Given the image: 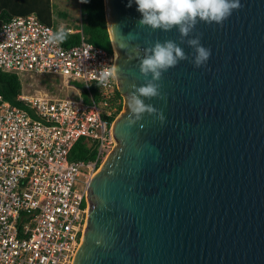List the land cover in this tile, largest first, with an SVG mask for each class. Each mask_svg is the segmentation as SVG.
<instances>
[{"label":"water","instance_id":"1","mask_svg":"<svg viewBox=\"0 0 264 264\" xmlns=\"http://www.w3.org/2000/svg\"><path fill=\"white\" fill-rule=\"evenodd\" d=\"M104 4L124 112L89 180L73 264H264V0L197 22L190 35L211 48L201 67L175 28L141 25L128 0ZM169 39L189 59L163 73V98L146 100L166 119L146 112L129 126L130 85L145 82L136 53Z\"/></svg>","mask_w":264,"mask_h":264},{"label":"built area","instance_id":"2","mask_svg":"<svg viewBox=\"0 0 264 264\" xmlns=\"http://www.w3.org/2000/svg\"><path fill=\"white\" fill-rule=\"evenodd\" d=\"M55 30L35 14L0 28L2 70L61 76L68 94L22 93L27 108L0 94V264H73L89 180L115 144L109 117L120 102L116 75L99 82L100 72L113 71L115 53L89 43L77 28L67 31L82 33L79 44L48 43ZM82 139L93 156L72 159Z\"/></svg>","mask_w":264,"mask_h":264},{"label":"clouds","instance_id":"3","mask_svg":"<svg viewBox=\"0 0 264 264\" xmlns=\"http://www.w3.org/2000/svg\"><path fill=\"white\" fill-rule=\"evenodd\" d=\"M87 2V0H84ZM137 6L141 13L139 23L164 31L175 28L180 37L187 38V44L193 49L191 62L195 67L205 65L210 56L211 48L201 43L199 34L190 35L198 21L222 24L233 12L239 9L241 0H128V7ZM68 32L63 26L52 31L47 36L48 43H63ZM129 39H134L132 33ZM126 41L121 40L119 48L126 49ZM139 58V70L145 78L143 84H131L134 91L127 96L128 118L127 124L132 126L142 119L144 113H155L161 123L166 119L163 112L155 108L146 100L151 98H163L160 80L165 71L176 66L180 61L189 59V54L173 40L156 41L153 45L144 48L142 53L137 52ZM102 71L99 73V82H104L112 76L113 72ZM99 85V83H98Z\"/></svg>","mask_w":264,"mask_h":264},{"label":"trees","instance_id":"4","mask_svg":"<svg viewBox=\"0 0 264 264\" xmlns=\"http://www.w3.org/2000/svg\"><path fill=\"white\" fill-rule=\"evenodd\" d=\"M31 14H35L43 23L56 27V30L58 29L55 22L54 3L52 0H0V28L16 16H27ZM81 14L82 25H79L77 29L83 30L86 41L105 48L113 54L114 48L108 30L104 0H87V2L81 0ZM67 15V13H62L64 17ZM64 29L69 33L67 39L62 43L65 47H71L81 42L82 33L69 32L67 28ZM47 75L44 82L49 90L55 91L56 86L51 82V77L55 75ZM55 79L58 85L62 81L61 76H56ZM80 85L84 87L82 84ZM22 93L23 81L21 74L16 71H5L0 68V94L3 98L16 106L27 108L25 102L19 99V95ZM116 93L120 102L115 104L117 105V109L109 117L111 121L116 119L124 106L122 96L118 89ZM93 94L95 98L98 97V94L95 92ZM115 105L111 107L113 108ZM92 156L93 154L89 153L84 145L83 139L76 143L71 154L72 159H88Z\"/></svg>","mask_w":264,"mask_h":264},{"label":"rangeland","instance_id":"5","mask_svg":"<svg viewBox=\"0 0 264 264\" xmlns=\"http://www.w3.org/2000/svg\"><path fill=\"white\" fill-rule=\"evenodd\" d=\"M54 3V15L55 22L57 27L63 26L64 28H77L79 25H82V14H81V0H52ZM62 13H67L66 17L62 16ZM82 27V26H81ZM82 30V29H81ZM47 74H36L32 72L21 73V78L23 81V93L27 95H35L40 92H49L54 96H66L67 91L62 89L61 83L58 85L56 82V76L51 77V82L56 86L55 91L49 90L48 86L44 82ZM124 112V106L121 112ZM118 115V116H119ZM113 148L110 150L109 154L114 150ZM108 154V156H109ZM108 156L105 158L103 163L107 160ZM102 163V165H103ZM101 168V167H100Z\"/></svg>","mask_w":264,"mask_h":264},{"label":"flooded vegetation","instance_id":"6","mask_svg":"<svg viewBox=\"0 0 264 264\" xmlns=\"http://www.w3.org/2000/svg\"><path fill=\"white\" fill-rule=\"evenodd\" d=\"M117 86H118V83H117ZM119 90V89H118ZM120 92V91H119ZM121 94V93H120ZM121 96H122V100H123V103L125 102V97H124V95H122L121 94Z\"/></svg>","mask_w":264,"mask_h":264},{"label":"bare ground","instance_id":"7","mask_svg":"<svg viewBox=\"0 0 264 264\" xmlns=\"http://www.w3.org/2000/svg\"><path fill=\"white\" fill-rule=\"evenodd\" d=\"M83 237V236H82Z\"/></svg>","mask_w":264,"mask_h":264}]
</instances>
